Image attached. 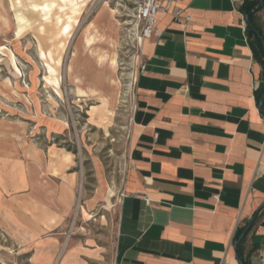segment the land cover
<instances>
[{"label": "crops", "instance_id": "obj_1", "mask_svg": "<svg viewBox=\"0 0 264 264\" xmlns=\"http://www.w3.org/2000/svg\"><path fill=\"white\" fill-rule=\"evenodd\" d=\"M242 2L174 0L157 16L135 79L114 264H264L263 68ZM20 210L40 244L34 264L93 262L76 243L40 237L62 221L52 210L32 202Z\"/></svg>", "mask_w": 264, "mask_h": 264}, {"label": "rangeland", "instance_id": "obj_2", "mask_svg": "<svg viewBox=\"0 0 264 264\" xmlns=\"http://www.w3.org/2000/svg\"><path fill=\"white\" fill-rule=\"evenodd\" d=\"M134 3L0 0V264H34L27 202L62 219L40 237L114 264L146 41Z\"/></svg>", "mask_w": 264, "mask_h": 264}, {"label": "trees", "instance_id": "obj_3", "mask_svg": "<svg viewBox=\"0 0 264 264\" xmlns=\"http://www.w3.org/2000/svg\"><path fill=\"white\" fill-rule=\"evenodd\" d=\"M261 0H243L240 10L246 16H249V22H247L246 32L248 35L249 44L253 50V57L255 61L261 64L263 68L261 76V84L256 90V98L260 104L262 114L264 115V104L261 103V98L264 96V44L262 43L257 32L264 37V21L259 17V12L262 10L264 1L260 5ZM248 225L239 227L236 231L235 241L240 242L245 232L247 231Z\"/></svg>", "mask_w": 264, "mask_h": 264}, {"label": "built area", "instance_id": "obj_4", "mask_svg": "<svg viewBox=\"0 0 264 264\" xmlns=\"http://www.w3.org/2000/svg\"><path fill=\"white\" fill-rule=\"evenodd\" d=\"M173 2L174 0H135L134 14L142 25V39H150L153 36L159 12L165 9H170ZM183 14V9H177L175 12V19H181ZM185 20L190 21L191 16H186Z\"/></svg>", "mask_w": 264, "mask_h": 264}, {"label": "water", "instance_id": "obj_5", "mask_svg": "<svg viewBox=\"0 0 264 264\" xmlns=\"http://www.w3.org/2000/svg\"><path fill=\"white\" fill-rule=\"evenodd\" d=\"M263 1H264V0H261V1H260V5L263 3ZM245 19H246L247 22H249V16H248V15L245 16ZM257 34L259 35V37H260L262 43L264 44V37L261 36V34H260L259 32H257ZM263 100H264V96L262 97L261 102H262ZM254 219H255V217L252 218V220H251L249 226L253 223ZM237 247H238V242H236V244H235V248H236V249H237Z\"/></svg>", "mask_w": 264, "mask_h": 264}, {"label": "bare ground", "instance_id": "obj_6", "mask_svg": "<svg viewBox=\"0 0 264 264\" xmlns=\"http://www.w3.org/2000/svg\"><path fill=\"white\" fill-rule=\"evenodd\" d=\"M91 40H89V42H90Z\"/></svg>", "mask_w": 264, "mask_h": 264}]
</instances>
